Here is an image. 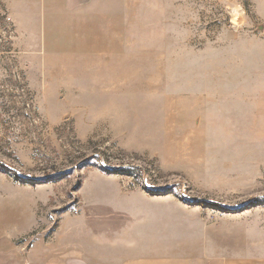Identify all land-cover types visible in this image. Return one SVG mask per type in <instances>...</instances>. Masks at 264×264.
Listing matches in <instances>:
<instances>
[{
  "label": "rangeland",
  "instance_id": "obj_1",
  "mask_svg": "<svg viewBox=\"0 0 264 264\" xmlns=\"http://www.w3.org/2000/svg\"><path fill=\"white\" fill-rule=\"evenodd\" d=\"M118 8L43 42L0 0V264L264 250V0Z\"/></svg>",
  "mask_w": 264,
  "mask_h": 264
},
{
  "label": "crops",
  "instance_id": "obj_2",
  "mask_svg": "<svg viewBox=\"0 0 264 264\" xmlns=\"http://www.w3.org/2000/svg\"><path fill=\"white\" fill-rule=\"evenodd\" d=\"M113 3L114 0H4L16 30L42 33L43 42L50 39L48 33L57 24L65 26L60 28L63 31H92L93 17L100 22L104 15H119L118 0L117 12H113ZM120 15H124L123 0ZM217 264H264V250L245 249L232 254V260Z\"/></svg>",
  "mask_w": 264,
  "mask_h": 264
},
{
  "label": "built area",
  "instance_id": "obj_3",
  "mask_svg": "<svg viewBox=\"0 0 264 264\" xmlns=\"http://www.w3.org/2000/svg\"><path fill=\"white\" fill-rule=\"evenodd\" d=\"M218 2H220V3H223V2H225L226 0H217Z\"/></svg>",
  "mask_w": 264,
  "mask_h": 264
}]
</instances>
